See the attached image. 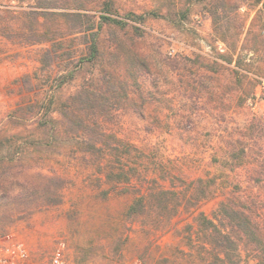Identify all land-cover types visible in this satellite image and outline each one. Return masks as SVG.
I'll use <instances>...</instances> for the list:
<instances>
[{"label": "rangeland", "instance_id": "374dc122", "mask_svg": "<svg viewBox=\"0 0 264 264\" xmlns=\"http://www.w3.org/2000/svg\"><path fill=\"white\" fill-rule=\"evenodd\" d=\"M0 9V237L31 264L62 242L71 264H259L222 202L264 232V0ZM64 111L109 134L103 150ZM37 173L65 179L60 202L18 196ZM200 213L230 235L227 250Z\"/></svg>", "mask_w": 264, "mask_h": 264}, {"label": "trees", "instance_id": "16d2710c", "mask_svg": "<svg viewBox=\"0 0 264 264\" xmlns=\"http://www.w3.org/2000/svg\"><path fill=\"white\" fill-rule=\"evenodd\" d=\"M52 5L54 3H51ZM36 14H38L36 11H34ZM41 14H43L46 17L55 15L54 11L46 10V11H40ZM62 15H67V13L62 12ZM73 14V13H68ZM78 15V17L88 16L86 13H75ZM2 18V11L0 9V20ZM102 20L108 23L115 22V23H122L120 20L113 19L111 17H108L106 15L101 16ZM93 43H92V54L94 55L97 46V33H93L92 35ZM89 99H86L84 97H81L78 100L79 105H85L89 103ZM64 117L66 118L67 122H72L74 124H77L82 128L84 133L89 134L90 140L89 145L93 149L97 150H103L102 145H98L99 142H103L105 140L103 137H110L109 134H107L103 129L99 127L98 124L96 125H90V123H87L83 119H79L80 117L78 114L75 113V111L68 112L64 111ZM83 120V121H82ZM113 138L118 140V138L115 135H111ZM103 144V143H102ZM36 178H39L38 180H31L26 181L23 183H20V190L18 192V196L22 198H27L31 194H35L39 192L43 198V202L45 204H55L62 200L61 192L63 188L65 187V179L57 174H42L37 173ZM5 179L0 176V192H7L5 190ZM162 195L170 194V195H176V192L171 190H161L159 191ZM145 197H138L135 199L134 203L131 206V211L135 210L138 205H141L144 201ZM222 207L225 210V212L228 214L229 221L231 223L232 230L236 231L239 235H242L243 238H245L246 242L253 246L254 250L257 252L256 258L258 259L259 264H264V232L259 228L258 224L253 222L249 215H247L243 210H234V206L229 207L225 202H222ZM200 219L202 223L204 222L206 225V228L218 232L221 234V239L219 241V245L224 248V250H227V247L232 242L231 237L229 234L224 233L221 228H219L217 222L213 219L208 217V215L204 213H200ZM234 243V247L237 249L238 245ZM226 248V249H225ZM235 249V250H236ZM238 258V256H236ZM238 261L234 259V264H237Z\"/></svg>", "mask_w": 264, "mask_h": 264}, {"label": "built area", "instance_id": "2783aa9c", "mask_svg": "<svg viewBox=\"0 0 264 264\" xmlns=\"http://www.w3.org/2000/svg\"><path fill=\"white\" fill-rule=\"evenodd\" d=\"M64 246L62 242L48 264H71L65 257ZM0 264H31L30 253L22 242L10 241L8 236L0 237Z\"/></svg>", "mask_w": 264, "mask_h": 264}]
</instances>
